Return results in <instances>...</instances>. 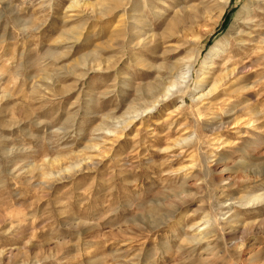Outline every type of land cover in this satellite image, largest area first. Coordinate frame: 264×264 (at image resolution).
<instances>
[{
	"label": "rangeland",
	"instance_id": "rangeland-1",
	"mask_svg": "<svg viewBox=\"0 0 264 264\" xmlns=\"http://www.w3.org/2000/svg\"><path fill=\"white\" fill-rule=\"evenodd\" d=\"M224 1L0 0V264H264V0Z\"/></svg>",
	"mask_w": 264,
	"mask_h": 264
},
{
	"label": "bare ground",
	"instance_id": "bare-ground-1",
	"mask_svg": "<svg viewBox=\"0 0 264 264\" xmlns=\"http://www.w3.org/2000/svg\"><path fill=\"white\" fill-rule=\"evenodd\" d=\"M229 2H230V0H225L224 1V5L229 4ZM257 2H259V4H262V0H258ZM219 15L222 16L223 13H221ZM247 21H245V22H247ZM245 24H248V23H245ZM239 34L241 35L242 33H239ZM260 45H262V42H261ZM261 51H262V47H261ZM239 62H241V60ZM239 69H244L243 68V63H242V65H241L240 68L239 67H235V68H232L231 70H228L227 76H229V78L232 79L238 73ZM190 71H191V62L187 65L186 72L184 73V77H181L180 81L179 80L174 81L173 83H171L168 86V88L166 90H161V91L159 90L158 93H157V96L154 99H152V101L150 100L151 101L150 105L148 104L149 106L145 107L143 110H141L139 113H137L133 118L131 117L130 122H128V121L127 122H123V121L122 122H117V123L120 124L119 127L117 126L116 129L115 130H112V131L109 130V129L104 128V130H106V132H107V135H109V136H115V135H117V133H118L117 128H120L121 129V130H119L120 132L126 130L130 126V124L132 123L133 120L135 121V119H137V118H140L141 119L144 116V114L147 115L151 111L156 110V108L159 107L160 105L164 104V102L166 100L170 99V97L175 94V92L173 91V89H176V91H179L181 89V86H183L186 83L185 80L189 77L188 75L190 74ZM230 79L224 78V77L223 78H219V79H215L213 81V83L211 82L212 84L209 87L208 91H206L205 93H202V94H200L198 96H194V95L191 96L192 97V100L193 101H202V100L208 99L211 96V92L212 91L216 90L220 86V84L222 82L226 83V81H229ZM201 80L202 81L204 80V82H206V78L205 79H201ZM245 89H248V87H243L242 88V90H245ZM150 101H148V102H150ZM181 102L183 104L184 103V100L181 101ZM182 110H183V105H179L178 107H176V109L171 114H175V113L181 112ZM245 124H248V123L246 122ZM117 136H119V135H117ZM241 166L244 168V163L241 164L240 167ZM244 197H246V196H244ZM247 197H248V199H244V200H246L247 205H249V204H252V205L254 204L255 205V204L259 203L260 201H262V204L264 203V192H262V194L259 193V195H255V196H253L251 198H250V195L247 196ZM227 201H231V200H227L226 199L225 202H227ZM244 203H245V201H244ZM243 205H246V204H243ZM244 207H246V206H244ZM204 224H207V223H204ZM204 228L205 229L203 231L207 230L208 227L206 226Z\"/></svg>",
	"mask_w": 264,
	"mask_h": 264
}]
</instances>
